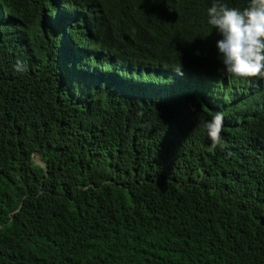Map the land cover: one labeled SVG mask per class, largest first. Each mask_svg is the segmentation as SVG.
<instances>
[{"label": "trees", "instance_id": "1", "mask_svg": "<svg viewBox=\"0 0 264 264\" xmlns=\"http://www.w3.org/2000/svg\"><path fill=\"white\" fill-rule=\"evenodd\" d=\"M212 2L0 0V264H264V79Z\"/></svg>", "mask_w": 264, "mask_h": 264}, {"label": "clouds", "instance_id": "2", "mask_svg": "<svg viewBox=\"0 0 264 264\" xmlns=\"http://www.w3.org/2000/svg\"><path fill=\"white\" fill-rule=\"evenodd\" d=\"M206 24L219 37L214 47L226 75L264 79V0H247L243 8L213 0L206 9ZM223 120L224 114L215 112L203 121L204 132L214 147L222 142Z\"/></svg>", "mask_w": 264, "mask_h": 264}, {"label": "rangeland", "instance_id": "3", "mask_svg": "<svg viewBox=\"0 0 264 264\" xmlns=\"http://www.w3.org/2000/svg\"><path fill=\"white\" fill-rule=\"evenodd\" d=\"M35 159H36L37 162H41L39 156L36 155V156H35Z\"/></svg>", "mask_w": 264, "mask_h": 264}]
</instances>
